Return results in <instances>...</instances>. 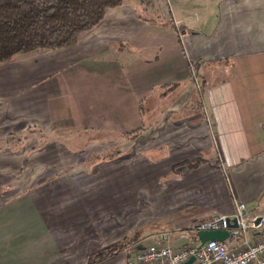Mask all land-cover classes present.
Wrapping results in <instances>:
<instances>
[{
    "label": "crops",
    "instance_id": "crops-1",
    "mask_svg": "<svg viewBox=\"0 0 264 264\" xmlns=\"http://www.w3.org/2000/svg\"><path fill=\"white\" fill-rule=\"evenodd\" d=\"M140 187L150 225L174 227L116 248ZM236 201L263 233L264 0H124L75 43L0 62V264H128Z\"/></svg>",
    "mask_w": 264,
    "mask_h": 264
},
{
    "label": "trees",
    "instance_id": "trees-1",
    "mask_svg": "<svg viewBox=\"0 0 264 264\" xmlns=\"http://www.w3.org/2000/svg\"><path fill=\"white\" fill-rule=\"evenodd\" d=\"M123 1L0 0V62L31 50L57 49L73 44L81 34L98 25L106 9L118 6ZM139 133L138 129L130 137L134 138ZM27 138L24 136L21 139ZM182 164L196 168L202 164V160ZM136 237L138 232L123 238L115 247L126 246ZM111 251L108 250L106 255Z\"/></svg>",
    "mask_w": 264,
    "mask_h": 264
},
{
    "label": "built area",
    "instance_id": "built-area-1",
    "mask_svg": "<svg viewBox=\"0 0 264 264\" xmlns=\"http://www.w3.org/2000/svg\"><path fill=\"white\" fill-rule=\"evenodd\" d=\"M189 63L194 68L195 63ZM233 218L236 226L229 227L227 220L232 223ZM256 218H248L245 204L236 201L232 214L213 216L195 228V231L228 230L225 239L200 242L182 234L184 244L149 243L135 251L128 264H183L191 256L193 260L189 264H264V231H260L262 220L255 224Z\"/></svg>",
    "mask_w": 264,
    "mask_h": 264
},
{
    "label": "rangeland",
    "instance_id": "rangeland-1",
    "mask_svg": "<svg viewBox=\"0 0 264 264\" xmlns=\"http://www.w3.org/2000/svg\"><path fill=\"white\" fill-rule=\"evenodd\" d=\"M139 159L143 160L144 158L139 156ZM140 166L145 165L140 163ZM121 205L124 216H126L127 213H132L134 215H136V213L138 214L139 227L135 228L133 232L137 231L140 233L141 237L145 235L148 236L147 233L156 227H164L166 229L174 227V221L176 219H173V217L172 219L157 220L152 225H150V187H140V198H132L131 202L130 198H124ZM145 224H147L146 227L144 226Z\"/></svg>",
    "mask_w": 264,
    "mask_h": 264
},
{
    "label": "water",
    "instance_id": "water-1",
    "mask_svg": "<svg viewBox=\"0 0 264 264\" xmlns=\"http://www.w3.org/2000/svg\"><path fill=\"white\" fill-rule=\"evenodd\" d=\"M228 219V218H227ZM261 220L260 217H257L255 219V224L259 223ZM228 221L229 227H235L236 226V220L235 218L232 219V223ZM228 236V230H198L197 231V237L200 242H205L208 240H223ZM193 260V256H191L186 262L183 264H189Z\"/></svg>",
    "mask_w": 264,
    "mask_h": 264
}]
</instances>
